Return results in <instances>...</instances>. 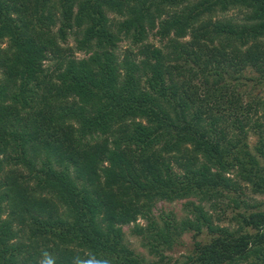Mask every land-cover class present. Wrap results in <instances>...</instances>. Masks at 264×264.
<instances>
[{"label": "trees", "instance_id": "1", "mask_svg": "<svg viewBox=\"0 0 264 264\" xmlns=\"http://www.w3.org/2000/svg\"><path fill=\"white\" fill-rule=\"evenodd\" d=\"M232 9L241 23L205 18ZM124 39L138 53L119 60ZM250 68L264 79V0H0V264H163L203 230L174 264H264V202L230 197L264 196V99L238 91ZM225 197L243 210L233 230L205 211ZM180 200L186 219L153 215ZM138 218L158 262L122 244Z\"/></svg>", "mask_w": 264, "mask_h": 264}, {"label": "rangeland", "instance_id": "2", "mask_svg": "<svg viewBox=\"0 0 264 264\" xmlns=\"http://www.w3.org/2000/svg\"><path fill=\"white\" fill-rule=\"evenodd\" d=\"M246 14L245 11H240L237 9L229 10L225 13H220L219 11H215L210 15H207L205 18L210 20L211 22H232V23H241L243 19V15ZM112 17V15H110ZM155 31L150 32L148 39L146 40L148 44L154 47H163V51H168V48H165V44L167 43L166 40H160L158 36H155ZM188 38H185L183 41H188ZM6 43H2L1 46L4 47ZM69 44L74 46V40L71 38L69 40ZM116 55L118 56L119 60H122L123 56L127 54L128 50H131L133 55L138 53V45H134L131 40L124 39L117 44ZM76 59H82L87 57L84 53H76L74 55ZM138 59H143L142 55L137 56ZM44 67L47 69L52 70L54 68L52 61H46L44 63ZM233 78L229 77L231 85H236L235 91L237 93V81L233 80L237 78V73L231 74ZM241 80L238 81V91L243 94L244 101H250L254 97L263 98L264 99V79L261 78L259 73H256L254 70L247 69L244 71L243 77L240 78ZM196 82V81H195ZM256 137L250 136L248 139V143L250 147L256 143ZM229 178L232 179V175H227ZM231 198H237L238 201H245L249 206L254 204H259L264 202V196L253 194L249 191V189L244 190V195H239L238 192L233 193ZM192 200V198L190 199ZM188 200H180L175 202H163L157 201L153 204L152 213L155 217H157L160 213L164 212H172L176 215V217L181 219H186L189 217L188 212L185 210V203ZM213 204H206V212H209L215 224L219 225L220 227L228 228L233 230L237 228V224L233 221V215L238 213V208H234L233 202H230L227 197L222 198L216 206H212ZM219 217V222L216 219ZM191 218V216H190ZM145 226L147 222L144 219L138 218L135 223L125 224L121 226L123 238L122 244L134 252V254L138 255L139 257L145 258L149 262H158L159 257H155L150 255L147 248L144 247V242L141 237L133 232L135 225ZM193 232H185L181 235V237L174 243L172 249L164 252L165 259L163 260V264H174L175 262H183L188 255H191L194 248L195 241H200L201 243L208 242L212 235L207 233V231L203 230V232L197 238H194Z\"/></svg>", "mask_w": 264, "mask_h": 264}, {"label": "clouds", "instance_id": "3", "mask_svg": "<svg viewBox=\"0 0 264 264\" xmlns=\"http://www.w3.org/2000/svg\"><path fill=\"white\" fill-rule=\"evenodd\" d=\"M39 264H56V261L50 253L44 252ZM72 264H109V262L104 258H97V256L90 254L86 258L81 256L74 257Z\"/></svg>", "mask_w": 264, "mask_h": 264}]
</instances>
